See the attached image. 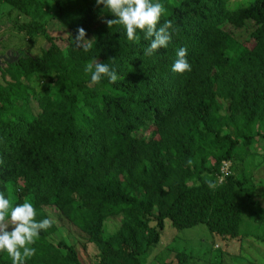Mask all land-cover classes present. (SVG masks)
Segmentation results:
<instances>
[{
    "label": "trees",
    "instance_id": "1",
    "mask_svg": "<svg viewBox=\"0 0 264 264\" xmlns=\"http://www.w3.org/2000/svg\"><path fill=\"white\" fill-rule=\"evenodd\" d=\"M1 1L30 16L17 31L48 43L0 69V192L13 206L33 203L37 220L48 218L44 206L57 209L96 248L97 264H146L164 220L222 238L238 234L243 208L264 218L249 176L216 182L221 160L239 162V147L264 140V0H160V25L178 30L152 56L139 30L137 43L122 25L109 28L114 17L96 0H51L44 20L39 0ZM78 26L87 52L74 44ZM181 47L192 66L183 74L171 70ZM96 60L120 79L92 83L84 69ZM33 75L46 80L41 91L24 82ZM54 228L41 231L26 264H84L72 243L46 238ZM0 264H11L6 251Z\"/></svg>",
    "mask_w": 264,
    "mask_h": 264
},
{
    "label": "rangeland",
    "instance_id": "2",
    "mask_svg": "<svg viewBox=\"0 0 264 264\" xmlns=\"http://www.w3.org/2000/svg\"><path fill=\"white\" fill-rule=\"evenodd\" d=\"M39 1L43 4L41 18L44 20L52 13L53 5L49 0ZM228 1L230 5H234L244 0ZM29 19V15L17 12L0 0V21L5 27L2 34H6L15 47L21 46L26 53L37 56L48 45L47 41L40 35L28 36L13 27L14 24ZM246 33L243 31L237 34V38L243 39ZM24 82L36 91H41L46 85V80L39 75H33ZM219 101L224 103L222 99ZM239 148L244 152L243 159L239 162L230 161V171L235 176H249L246 185L253 190L259 206L264 207V199L260 194L264 183V140L254 136L250 145ZM240 200H244L242 194L238 195V201ZM251 209L250 207L242 209L239 232L233 237L221 238L209 232L203 224L176 229L168 220H164L158 242L149 248L146 264H180L176 260L177 255L184 264H264V218L252 219L248 215ZM43 211L54 221L53 232L46 236L50 242L61 240L72 243L84 264H97V250L93 244L86 241L83 231L67 221L54 207L44 206ZM118 222L117 217L114 221H107L104 234H107V230L114 228Z\"/></svg>",
    "mask_w": 264,
    "mask_h": 264
},
{
    "label": "clouds",
    "instance_id": "3",
    "mask_svg": "<svg viewBox=\"0 0 264 264\" xmlns=\"http://www.w3.org/2000/svg\"><path fill=\"white\" fill-rule=\"evenodd\" d=\"M96 4H102L114 17L105 19L107 26L111 28L114 24L122 25L129 41L138 43L141 39L138 30L143 33V38L150 42L144 49L146 56H152L159 49L168 47L173 33L178 30L171 20H165L160 25L166 12L160 0H96ZM86 35V30L78 26L74 44L85 52L92 48L91 39H87ZM171 70L180 74L192 70L186 48L177 50ZM84 71L91 74L92 83H100L107 78L110 83L115 84L120 79L114 67L98 60L88 63ZM187 163L191 166L193 161L189 159ZM3 164L4 158L0 157V165ZM208 184L210 188L215 187L211 181ZM36 217L37 211L33 203L25 201L13 206L5 193L0 192V252H7L11 264H26L27 259L36 254V248L31 245L36 243L41 231H47L54 223L50 217L41 220Z\"/></svg>",
    "mask_w": 264,
    "mask_h": 264
},
{
    "label": "flooded vegetation",
    "instance_id": "4",
    "mask_svg": "<svg viewBox=\"0 0 264 264\" xmlns=\"http://www.w3.org/2000/svg\"><path fill=\"white\" fill-rule=\"evenodd\" d=\"M0 21V69L7 68L9 64L17 62L20 58H25L27 53L21 46H14L13 41L2 34L5 27Z\"/></svg>",
    "mask_w": 264,
    "mask_h": 264
},
{
    "label": "built area",
    "instance_id": "5",
    "mask_svg": "<svg viewBox=\"0 0 264 264\" xmlns=\"http://www.w3.org/2000/svg\"><path fill=\"white\" fill-rule=\"evenodd\" d=\"M230 173V161L221 160L216 171V182L220 183Z\"/></svg>",
    "mask_w": 264,
    "mask_h": 264
}]
</instances>
